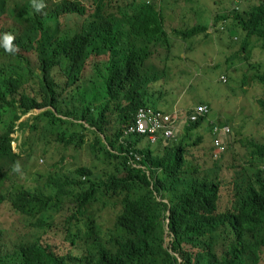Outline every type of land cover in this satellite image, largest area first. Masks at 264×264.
<instances>
[{
  "label": "trees",
  "instance_id": "1",
  "mask_svg": "<svg viewBox=\"0 0 264 264\" xmlns=\"http://www.w3.org/2000/svg\"><path fill=\"white\" fill-rule=\"evenodd\" d=\"M243 1L245 6L230 0L231 9L215 14L211 33L207 21L166 28V0H48L50 11L47 5L36 9L38 0H25L16 25L0 19V209L23 216L34 230L20 241L11 239L0 214V264H263L264 136L245 142L250 158L229 184L221 181L219 165L193 162L192 151L203 142L196 132L206 124L209 104L196 120H181L173 140L122 139L138 108L160 97L156 84L162 83L152 69L170 52V34L194 39L191 47L214 33H228V39L244 35L225 63L249 64V56L240 55L252 37L264 51V0ZM8 2L0 0V14ZM6 35L12 37L8 50ZM253 75L251 82L264 88V75ZM257 105L264 119V101ZM34 110L44 111L31 117L32 124L20 121ZM207 126L210 135L216 126L231 127L228 121ZM22 128L30 136L42 132L45 160L52 150H80L89 131L95 136L90 154L114 169L95 172L80 165L49 173L44 185L33 188L8 183L22 160L12 148L13 134ZM131 151L141 156V167L131 163ZM37 156L29 151L26 160ZM98 204L119 206L107 231L99 223ZM73 246L83 248L81 258L73 256Z\"/></svg>",
  "mask_w": 264,
  "mask_h": 264
},
{
  "label": "rangeland",
  "instance_id": "2",
  "mask_svg": "<svg viewBox=\"0 0 264 264\" xmlns=\"http://www.w3.org/2000/svg\"><path fill=\"white\" fill-rule=\"evenodd\" d=\"M21 1L9 0L7 13L12 19H14L12 9L14 5ZM175 1L178 3H175ZM253 2L254 0L249 1L250 4ZM168 3L171 5L163 6L165 7L163 12L166 28L170 26L182 28L181 24L185 21L189 25L207 21L209 25L208 33L212 32L211 20L215 13L218 14L221 10L225 13L233 6L230 0H166V4ZM242 5L245 6L243 0ZM225 25V23L222 24L223 30ZM76 30L74 29L72 32ZM227 34L214 33L211 35V39H206L199 42V44L195 43L196 46L193 47H191V43L194 39L182 40L181 37L170 34L172 43L170 52L162 54L161 61L158 63L154 62L155 66L153 65L154 68L152 69L159 76L157 82L162 83L156 84L157 88L160 89L161 98L157 95L158 100L155 96L153 97V99L155 98L154 102L149 104L168 113L176 112L181 117L191 112L197 105H210L211 112L209 111V113L211 116L209 115L206 124L201 126L196 132L202 136L203 142L192 151L193 162L206 168H212L215 164L219 165L221 167L219 177L225 184L231 183L235 174L244 167V163L250 158L247 156L248 150L245 142L253 141L257 143L264 136V119H262L257 105L258 100L264 101V88L256 82H254L255 84L252 83L250 80L251 75L255 72L264 75V51L260 49L261 44L252 37L249 40L246 54L240 55L242 59L248 55L249 64L240 61V59L225 63L226 58H229L240 48L244 38L242 34H230V42ZM197 38L201 40L202 34L198 35ZM233 38H235V41ZM237 38L238 40H236ZM165 54L167 55L166 59H164ZM249 65L254 69L252 73L248 69ZM244 76H248L247 80H243ZM186 79L190 81L189 84ZM44 110H34L20 121L28 120L32 124L31 117L37 116ZM226 121L230 122L231 125V127L228 126L230 135L219 136L220 141L223 142L221 149L222 146H224V149L216 153L218 154L217 159H213V149L215 147L211 140H215L216 137L212 134L210 135L207 125H211L213 122L216 124L217 122L224 123ZM85 126L88 127L87 124ZM64 127L71 131H77L69 125ZM76 129L83 131L81 127ZM84 132L87 135L86 143L80 150L70 149L61 151L57 155L52 150L50 156L47 157L48 160H45L41 157L42 149L46 146L42 132L30 136L31 131L29 128L17 130L13 134L15 140L12 143V148L16 153L22 155V160H19L20 163L16 165L14 170L9 172L11 180L8 183H16L25 188H33L37 185H44L49 173L59 171L68 173L80 165L94 167L95 172L103 169L113 170V164L93 158L90 154L89 146L95 136L89 131ZM25 138H28L27 143L23 145ZM34 150L38 154L37 159L27 161L26 155L29 151L34 154ZM62 155H64V159L61 160ZM254 169L255 167H252L250 171H254ZM95 209L103 230L106 231L109 227H113L119 207L108 206L103 209L101 204H98ZM0 214L2 216L1 219L9 222L11 227L9 229V237L11 239L20 241L34 233V230L24 221L23 216L11 211L8 207L1 208ZM56 215L57 213L54 216ZM73 248V256L81 258L83 248L81 246H73ZM72 264H86V261L73 262Z\"/></svg>",
  "mask_w": 264,
  "mask_h": 264
},
{
  "label": "built area",
  "instance_id": "3",
  "mask_svg": "<svg viewBox=\"0 0 264 264\" xmlns=\"http://www.w3.org/2000/svg\"><path fill=\"white\" fill-rule=\"evenodd\" d=\"M206 113L204 106H197L186 116H179L176 112L168 113L160 109H154L147 105L139 107L135 114V122L132 126L125 129L123 139H128L131 136H146L151 143H156L158 138L164 139V141H170L176 138V130L179 127L181 120H196L199 116ZM212 134L218 135L214 140V147L219 152L222 151L219 136H228L229 129L227 127L212 129ZM131 163L136 167H141L138 162L141 160V156L131 151L129 153Z\"/></svg>",
  "mask_w": 264,
  "mask_h": 264
},
{
  "label": "clouds",
  "instance_id": "4",
  "mask_svg": "<svg viewBox=\"0 0 264 264\" xmlns=\"http://www.w3.org/2000/svg\"><path fill=\"white\" fill-rule=\"evenodd\" d=\"M54 2H56L55 0H53ZM58 1V0H57ZM24 2H25V0H22L20 3H18V4H16V5H14V7H13V9H12V12H13V15H14V19H12L9 15H8V13H7V5H6V9H5V11H4V13H2V14H0V19H1V21H3L4 19H8L9 21L10 20H12L13 22H14V24H15V21H17V20H19L20 19V14H21V12H22V10L24 9ZM38 2H40L41 4H39V3H36L34 6H35V8L36 9H42L43 8V6H45V5H47V11H48V9H49V2H48V0H38ZM50 9H51V5H50ZM50 9H49V11H50ZM16 25V24H15ZM12 39V37L10 36V35H6L5 36V49L6 50H8L9 49V45H8V41H10ZM150 106V105H149ZM217 127V126H216ZM220 128V127H219ZM223 128V127H222ZM229 129V128H228ZM228 135H230V130H229V134Z\"/></svg>",
  "mask_w": 264,
  "mask_h": 264
},
{
  "label": "bare ground",
  "instance_id": "5",
  "mask_svg": "<svg viewBox=\"0 0 264 264\" xmlns=\"http://www.w3.org/2000/svg\"><path fill=\"white\" fill-rule=\"evenodd\" d=\"M237 2V1H236ZM212 14V13H211ZM216 14V13H215ZM212 21V20H211ZM221 25V24H220ZM223 29V28H222ZM185 31V30H184ZM229 31V30H228ZM55 37V36H54ZM226 37V36H225ZM228 38V37H227ZM215 39V38H214ZM230 39L231 38H229L228 40L230 41ZM238 39V38H237ZM262 40V39H261ZM60 41V40H59ZM235 41V40H234ZM51 42V41H50ZM231 42V41H230ZM236 44V43H235ZM258 46V45H257ZM253 48V47H252ZM51 50V49H50ZM251 50V49H250ZM217 52V51H216ZM258 53H260V52H258ZM216 56V55H215ZM55 57V56H54ZM185 60V59H184ZM229 60V59H228ZM231 60V59H230ZM234 60V59H233ZM255 60H257V59H255ZM231 65V64H230ZM51 66V65H50ZM55 68V67H54ZM42 69V68H41ZM197 69V68H196ZM252 70V69H251ZM232 72V71H231ZM236 76V75H235ZM254 76V75H253ZM213 77H215V76H213ZM242 77V76H241ZM234 78V77H233ZM215 79V78H214ZM256 79V78H255ZM226 80V79H225ZM244 80V79H243ZM264 80V79H263ZM41 81V80H40ZM211 83V82H210ZM46 89V88H45ZM155 99V98H154ZM154 102V101H153ZM166 102V101H165ZM242 102V101H241ZM246 103V102H245ZM182 106V105H181ZM1 108V107H0ZM247 110V109H246ZM249 110V109H248ZM175 111V110H174ZM244 112H246V111H244ZM172 113V112H171ZM189 113H187V114H184V116H186V115H188ZM1 115V114H0ZM251 115V114H250ZM249 115V116H250ZM253 118V117H252ZM260 118V117H259ZM247 119V118H246ZM245 120V119H244ZM187 121V120H186ZM243 121V120H242ZM255 121V120H254ZM234 125V124H233ZM249 125V124H248ZM264 126V125H263ZM233 127V126H232ZM123 136H124V134H123ZM216 136H218V135H216ZM249 137V136H248ZM122 139H123V137H122ZM121 139V140H122ZM157 146V145H156ZM221 156V155H220ZM214 158L213 159H217L218 158V154H214V156H213ZM220 159V158H219ZM104 198V197H103ZM121 202V201H120ZM111 206V205H110ZM113 206V205H112ZM106 208H107V206H105ZM117 207H119V206H117ZM196 210V209H195ZM118 214V213H117ZM115 215V214H114ZM120 215V214H119ZM110 216V215H109ZM118 217V216H117ZM104 227V226H103ZM140 227V226H139ZM107 231V230H106ZM74 252V251H73Z\"/></svg>",
  "mask_w": 264,
  "mask_h": 264
}]
</instances>
